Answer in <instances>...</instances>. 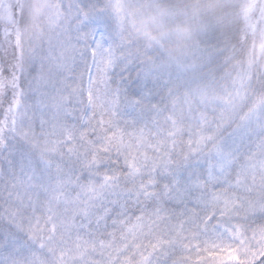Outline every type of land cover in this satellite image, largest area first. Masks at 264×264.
I'll return each instance as SVG.
<instances>
[{
	"label": "snow or ice",
	"instance_id": "1",
	"mask_svg": "<svg viewBox=\"0 0 264 264\" xmlns=\"http://www.w3.org/2000/svg\"><path fill=\"white\" fill-rule=\"evenodd\" d=\"M0 264H264V0H0Z\"/></svg>",
	"mask_w": 264,
	"mask_h": 264
}]
</instances>
